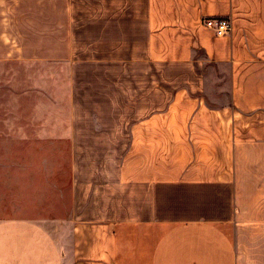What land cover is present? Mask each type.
<instances>
[{"label": "crops", "instance_id": "obj_1", "mask_svg": "<svg viewBox=\"0 0 264 264\" xmlns=\"http://www.w3.org/2000/svg\"><path fill=\"white\" fill-rule=\"evenodd\" d=\"M0 64L36 103L56 68L69 143L68 207L1 219L0 264H264V0H0Z\"/></svg>", "mask_w": 264, "mask_h": 264}, {"label": "rangeland", "instance_id": "obj_2", "mask_svg": "<svg viewBox=\"0 0 264 264\" xmlns=\"http://www.w3.org/2000/svg\"><path fill=\"white\" fill-rule=\"evenodd\" d=\"M208 64L203 72L213 74L205 75L204 98L209 105L218 106L226 101V95L217 94L213 86L227 85V69L219 71ZM28 70L32 71L31 67L0 64V220L58 217L68 207L69 143L58 136L62 128L44 124L65 116L61 95L57 101L53 92L56 79L48 77L56 68L40 66L34 79L40 88L38 103L36 96L26 92L32 81ZM69 259L63 264H71Z\"/></svg>", "mask_w": 264, "mask_h": 264}, {"label": "built area", "instance_id": "obj_3", "mask_svg": "<svg viewBox=\"0 0 264 264\" xmlns=\"http://www.w3.org/2000/svg\"><path fill=\"white\" fill-rule=\"evenodd\" d=\"M202 24L218 37L228 34L231 30L230 20L226 16L207 17L202 19Z\"/></svg>", "mask_w": 264, "mask_h": 264}]
</instances>
